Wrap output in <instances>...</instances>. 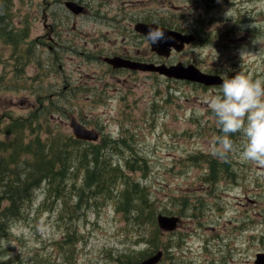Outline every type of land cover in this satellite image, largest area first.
Returning a JSON list of instances; mask_svg holds the SVG:
<instances>
[{"label": "rangeland", "instance_id": "obj_1", "mask_svg": "<svg viewBox=\"0 0 264 264\" xmlns=\"http://www.w3.org/2000/svg\"><path fill=\"white\" fill-rule=\"evenodd\" d=\"M13 1L15 27L24 28L21 17L29 16L31 43H22L19 51L30 57L12 80L13 48L0 39V76L6 75L0 80V111L20 115L47 106L53 111V136L106 143L104 153L146 190L152 202L146 210L156 212V221L126 217L117 207L119 189L95 195L85 186V169L71 161L62 186L45 181L24 201L22 215L1 237L0 262L135 264L163 249L158 264H256V253L264 251V169L242 162L238 153L227 159L212 155L222 132L206 101L219 94L220 85L115 65L82 50L100 43L107 53L120 54L111 58L147 54L151 42L134 23L158 19L196 38L169 56L137 61H181L206 72L264 78V0H84L88 10L78 15H69L64 2L45 9L44 0ZM51 10L56 26L45 14ZM73 116L99 137H78ZM231 138L242 147L241 134ZM217 173V180L208 178ZM118 180L112 188L124 187ZM159 213L181 215L182 221L175 230H164Z\"/></svg>", "mask_w": 264, "mask_h": 264}, {"label": "trees", "instance_id": "obj_2", "mask_svg": "<svg viewBox=\"0 0 264 264\" xmlns=\"http://www.w3.org/2000/svg\"><path fill=\"white\" fill-rule=\"evenodd\" d=\"M13 5V0H0V39L11 44L14 54L12 57L15 58L14 76L16 77L12 75V80L19 78L30 57L28 53L19 51L21 44L24 43L23 47H28L31 43L27 38L28 27L25 25L29 21V16L26 13L21 17L23 19L21 25L24 28L15 27L13 23L17 19V9ZM173 25L174 23H171L170 26ZM5 79L6 75L0 76L1 81ZM41 95V92H38V96ZM40 106L38 111L20 115L0 111V246L1 237L8 234V227L13 218L22 215L24 201H30L35 189L45 181L52 187L55 184L57 187L62 186L69 176L68 167L71 161H77L78 167L85 169V186L95 195H100L108 189H112L113 192L119 189V192H116V196H119L118 210H124L126 217L135 214L133 216L142 220L144 218V221L148 217L155 223L156 212L146 210V207L152 203L146 190L135 179L124 174L120 166H116L111 157L104 153L106 143L102 145L76 138L75 142L72 140V134L62 133H57L55 135L57 139L54 140L50 121V114L53 111L47 106ZM40 118H44L45 125L38 124ZM42 130L50 135L43 138ZM106 137H104L105 142L111 140ZM75 145L80 148L79 154H74ZM89 161L94 163L92 167ZM127 164L130 168H134L130 161H127ZM26 171L27 176L23 177ZM218 177L217 173V175L210 174L208 178L217 180ZM117 178H119L118 182L121 179L124 187L112 188ZM93 184L95 187H92ZM46 197L47 201L51 198L49 193Z\"/></svg>", "mask_w": 264, "mask_h": 264}, {"label": "clouds", "instance_id": "obj_3", "mask_svg": "<svg viewBox=\"0 0 264 264\" xmlns=\"http://www.w3.org/2000/svg\"><path fill=\"white\" fill-rule=\"evenodd\" d=\"M147 38L153 44L170 39L158 28H150ZM221 79L219 94L206 101L222 132L212 155L227 159L238 153L242 162L264 169V78L239 72ZM237 133L243 137L241 148L231 138Z\"/></svg>", "mask_w": 264, "mask_h": 264}, {"label": "water", "instance_id": "obj_4", "mask_svg": "<svg viewBox=\"0 0 264 264\" xmlns=\"http://www.w3.org/2000/svg\"><path fill=\"white\" fill-rule=\"evenodd\" d=\"M66 4L69 8L77 13L84 10V6L77 1L67 0ZM135 28L138 31L143 32L146 36L150 28H158L159 30L165 32L166 37H170V39L155 44H153L151 41L150 42L153 50L166 56H169L173 49H176L178 51L183 50L187 43H190L196 38L195 33L183 32L175 28L161 25L157 22L138 21L135 24ZM108 59L115 65H128L134 68L144 69L149 68L152 70H158L159 72L165 73L170 77L184 78L200 82L205 85H219L223 82L221 78H226L219 73L206 72L198 67L195 63L184 65L183 62L180 61L178 63L168 65L166 63H147L129 58L124 59L121 57H108ZM71 119V124L74 127L75 133L78 137L84 139H97L99 137V133L96 130L90 129L76 117L73 116ZM181 221L182 216L178 214H158L159 225L164 230H175L179 226ZM163 255L164 250L159 249L155 253L143 258L135 264H158ZM255 263L264 264V251H259L256 253Z\"/></svg>", "mask_w": 264, "mask_h": 264}, {"label": "flooded vegetation", "instance_id": "obj_5", "mask_svg": "<svg viewBox=\"0 0 264 264\" xmlns=\"http://www.w3.org/2000/svg\"><path fill=\"white\" fill-rule=\"evenodd\" d=\"M53 1V0H52ZM52 1H45L44 0V2H42V4H44L45 3V9H47V7H48V4H50V5H52V7L53 8H56V6L57 5H61L63 2H64V6H65V10H66V12L69 14V15H78V14H80V13H82V12H86L87 10H88V6L86 5V4H84L83 2H84V0H74V1H77V2H79V3H82V4H84V10L82 11V12H80V13H77V12H75V11H73L71 8H69L67 5H66V1L67 0H58V2H56L57 0H54L55 1V3L53 2V4H51L50 2H52ZM43 11V10H42ZM45 14H47L48 16H49V18H51V22L53 23V25L54 26H56V25H58L57 24V22H56V19L58 20V17L56 16L57 15V13H56V11L55 10H51L50 12H45ZM69 18V17H68ZM157 21H154V22H157V23H159V24H161V25H165V26H170L171 24L169 23V24H167V23H162V22H160V20H158V19H156ZM139 21V20H138ZM147 22H153V21H151V20H147ZM135 24L136 23H134V28H135ZM46 26H48L47 24H45ZM53 25H51V24H49V27L51 28V30H55V28H54V26ZM172 27V26H171ZM136 29V28H135ZM136 31H138V30H136ZM138 33H140V34H142V36H143V38L145 37V34L144 33H142V32H140V31H138ZM55 39V38H54ZM57 44H58V46L60 45L59 44V40H58V38H57ZM96 46H94L93 48L91 47V49H84V50H82L83 51V53H90V54H94L93 55V57L94 58H96V57H99V59L101 60V61H103V59L105 60V61H108L106 58H108V57H112V56H117L118 54L117 53H107L106 51H105V49H103L100 45V43H96L95 44ZM151 45V44H150ZM138 52H142V50L141 49H138L137 50ZM147 54H144V53H140V54H137V55H135V54H131V55H124L123 57H125V56H128L127 58H131V59H134V60H142V61H144V60H149V59H151V61H154L155 60V57H154V54H158V52L157 51H155V50H153L152 49V47H151V50H144ZM96 52H99V54L100 55H96V54H98V53H96ZM171 54H173V53H171ZM120 55V54H119ZM118 55V56H119ZM171 57V56H170ZM109 62V61H108ZM197 65V64H196ZM198 66V65H197ZM199 67V66H198ZM203 70V69H202ZM205 71V70H204ZM218 73V72H217ZM221 74V73H220ZM224 76H226V75H224ZM234 75H227L226 77H233ZM78 119H80L81 121H82V119L80 118V117H78Z\"/></svg>", "mask_w": 264, "mask_h": 264}]
</instances>
